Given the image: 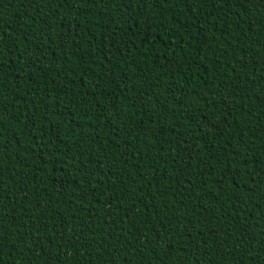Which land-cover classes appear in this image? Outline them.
Wrapping results in <instances>:
<instances>
[{
    "label": "trees",
    "instance_id": "1",
    "mask_svg": "<svg viewBox=\"0 0 264 264\" xmlns=\"http://www.w3.org/2000/svg\"><path fill=\"white\" fill-rule=\"evenodd\" d=\"M0 264H264V0H0Z\"/></svg>",
    "mask_w": 264,
    "mask_h": 264
}]
</instances>
